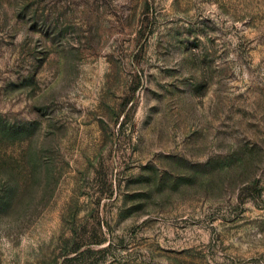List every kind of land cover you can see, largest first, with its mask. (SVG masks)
Returning <instances> with one entry per match:
<instances>
[{
    "label": "rangeland",
    "instance_id": "374dc122",
    "mask_svg": "<svg viewBox=\"0 0 264 264\" xmlns=\"http://www.w3.org/2000/svg\"><path fill=\"white\" fill-rule=\"evenodd\" d=\"M0 264H264V0H0Z\"/></svg>",
    "mask_w": 264,
    "mask_h": 264
}]
</instances>
